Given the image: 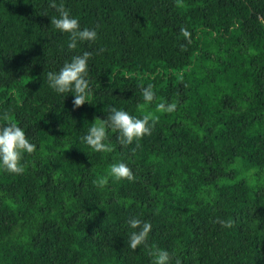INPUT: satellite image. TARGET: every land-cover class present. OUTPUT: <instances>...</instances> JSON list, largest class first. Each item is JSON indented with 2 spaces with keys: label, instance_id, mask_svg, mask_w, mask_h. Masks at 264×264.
Returning a JSON list of instances; mask_svg holds the SVG:
<instances>
[{
  "label": "trees",
  "instance_id": "1",
  "mask_svg": "<svg viewBox=\"0 0 264 264\" xmlns=\"http://www.w3.org/2000/svg\"><path fill=\"white\" fill-rule=\"evenodd\" d=\"M50 3L0 0V125L36 145L23 173L0 170V264H153L156 249L264 264V0H56L97 31L75 49ZM84 52L89 102L74 108L47 73ZM113 108L156 122L128 145L108 129L94 152L83 137ZM120 162L133 181L109 175ZM132 218L152 225L135 250Z\"/></svg>",
  "mask_w": 264,
  "mask_h": 264
},
{
  "label": "clouds",
  "instance_id": "2",
  "mask_svg": "<svg viewBox=\"0 0 264 264\" xmlns=\"http://www.w3.org/2000/svg\"><path fill=\"white\" fill-rule=\"evenodd\" d=\"M50 7L54 8L58 13V16L51 17V24L54 25L58 32L69 35L70 42L68 47L70 49L77 48L78 43L94 42L97 39V31L95 29L81 28L79 20L73 17L63 4L57 5L56 0H51ZM182 34L186 39L190 36L186 29H182ZM90 55L89 52H84L82 55L73 56L64 63L58 72L49 71L47 73L48 85L54 92L62 95L69 93L73 95L74 108H79L86 101L89 102L90 84L87 74ZM142 95L146 103L153 102L155 93L152 86L143 87ZM176 107L175 103L157 105L158 111L163 113H172L176 110ZM100 120L102 122L90 127L88 133L83 137V141L94 152L111 150L106 143L108 129L118 132L121 144L128 145L132 144L134 140L150 135L151 129L156 122V119L150 115L137 118L130 115L127 111L115 108L108 114L107 119ZM35 149L36 145L26 136L23 127L11 122L0 125V170L13 174L23 173V157L25 154L33 153ZM109 175L116 180L126 179L133 181L135 179L132 170L123 162L113 164ZM93 183L103 187L107 184V178H98ZM220 223L224 227L231 226V222L221 221ZM128 225L133 229L128 240V246L135 250L138 246L146 244L152 225L137 218L130 219ZM151 254L153 256V264H170V256L166 250L156 249Z\"/></svg>",
  "mask_w": 264,
  "mask_h": 264
}]
</instances>
